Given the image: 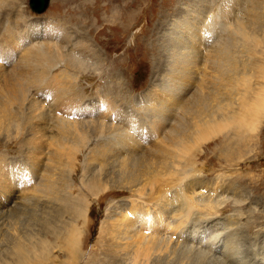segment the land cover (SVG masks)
I'll return each instance as SVG.
<instances>
[{
    "label": "rangeland",
    "instance_id": "374dc122",
    "mask_svg": "<svg viewBox=\"0 0 264 264\" xmlns=\"http://www.w3.org/2000/svg\"><path fill=\"white\" fill-rule=\"evenodd\" d=\"M19 1H15L18 2L16 5L4 4V9L0 7V42H9L5 41V48L10 51L7 54L6 49L4 51L0 48V97L6 91L3 88L10 85V71L17 67V60L25 54L20 41L13 43L14 40H9L8 36L23 30L27 38L31 34V26H34L33 29L38 28V31L48 26L49 29L57 26L60 30L64 27L62 31L70 33L68 38L72 51L70 45L66 47L64 42H57V51L70 54L75 60L77 70L75 72V69L70 68V72L77 77L74 87H78V93L71 91L73 95L71 97L69 93L72 98L70 100L60 91L61 99H57L55 95L56 98L52 96L55 88L37 91L36 87L29 85L30 92L25 93L19 103L22 113H15L17 105L12 108V117L16 123L11 129L0 125V183L9 188V194L0 191V212L12 207L9 196H13L16 190L18 194H22L18 201L24 206L21 212L7 215L0 224V264H19L14 252L17 244L36 245L42 241L48 244L49 254L51 253L43 264H133L132 257L143 247L140 245L143 240L140 232L135 234L132 225L139 220V209H144L140 213L147 208H152L151 211L156 209L157 212V207L154 206H160V203H155L154 200L163 190V184L155 185L152 193L144 190L141 198L139 191L142 185L128 184L127 175L123 176L122 173H129L130 165H133L130 164L131 158H140L139 162L153 158L148 154L157 151L163 141L145 138L143 130L132 129L127 135L120 129H115L117 133L112 130L109 133L108 129L101 133L94 127L101 122L100 119L115 128L125 129L121 125L129 120L149 126L152 120L164 116L177 120L184 118L188 132L193 134L200 122L195 120V113L192 112L204 108H197L190 102L184 111L183 108L174 107L177 110L174 109L171 113V105L165 102L169 98L158 93V90L173 83L175 80L172 79L182 77V72L186 71L179 67L180 59L191 60L192 64L186 66L191 78L178 79L183 81L178 86L187 87L190 83L191 89L184 95L185 99L184 96L179 99L178 105L186 99L189 101L191 95L198 92V95H208L211 99V104L208 102V106H204L209 109V113L217 112L216 109L220 107V112L224 114L225 111L226 115L230 111L239 114L241 105L244 104L242 102L246 99L247 103H252L261 95L262 99L259 100H263L264 0H45V7L39 12L30 7V0ZM201 16L208 20L207 25L210 23L212 28L214 26L213 32L215 35L217 32L219 39L216 37V42L208 43L202 53L193 54L190 44L197 39L180 44L178 42L190 35L179 37L178 42L176 37L178 30L198 23L197 19ZM253 23L255 26L252 28ZM27 24L31 26L24 27ZM240 24L250 34L254 32L263 49L256 48L255 53L252 48L250 52L251 43L233 35V30ZM249 24L251 28L248 27ZM200 27L202 26H197L195 30ZM197 34L200 39H206V32L203 34L200 30ZM38 39H43L46 48L50 47V43L46 44L50 40ZM186 42L188 47H185ZM31 43L29 45L33 44ZM80 44L83 50L80 49ZM220 44L229 50H226L228 53L224 57L231 53L230 59L218 58L221 55ZM218 62L223 65L221 68L219 65L215 68ZM58 69L63 70L64 66L59 65ZM68 84L72 87L71 82ZM169 89L171 88H168L170 92ZM213 91H218L216 96ZM170 94L167 95L170 97ZM218 96L221 98L217 99ZM214 98L218 100L217 104ZM205 116L208 120V113ZM87 121L92 124V133L86 134L82 141L81 124ZM62 123L72 133L64 134L65 129L60 128ZM254 129L247 132L248 140L240 144H235L237 140L233 129L226 127L219 129V132L216 129L211 139L201 142L199 149L193 150L194 165L186 182L187 192H190L188 195L190 198L193 196L191 199L196 198L197 202H213L216 210L213 215L203 217L207 213H201L202 204L200 207L196 206L198 210L195 208L193 215L188 218L185 242L181 243L183 247L176 240H171L177 249L185 248L186 253L188 252L189 257L183 259L181 264H264V112ZM76 130L77 134L80 133L81 140ZM58 131H62V134ZM73 133L75 134L72 135ZM123 134L140 139H136L137 145L133 144L129 152L121 154L111 139ZM63 135H66L65 139ZM117 138L120 139V136ZM55 143H69L76 148L72 146V155L62 158L61 163H58ZM107 144L113 150L110 149L108 157L97 153L102 145ZM230 150L232 155L228 156L226 153ZM156 158L159 156L155 154L154 159L157 160ZM137 170L138 166L132 173H137ZM95 182L98 188L90 193L87 185L91 186ZM49 184L50 188L46 187ZM144 198H153L155 205L147 206L149 200L147 202ZM75 226L80 232L78 244L68 248L66 242ZM136 228L139 229V226ZM224 235V238L221 237ZM199 243L202 244L197 245ZM225 253H228L227 257ZM151 256L147 264H161L164 260V256L159 254ZM196 256L202 259L198 260ZM177 257L167 259L166 264H178L174 263V260L177 262ZM191 257L196 261H190ZM31 259L32 261L23 264H37L38 260H33V255Z\"/></svg>",
    "mask_w": 264,
    "mask_h": 264
},
{
    "label": "bare ground",
    "instance_id": "6f19581e",
    "mask_svg": "<svg viewBox=\"0 0 264 264\" xmlns=\"http://www.w3.org/2000/svg\"><path fill=\"white\" fill-rule=\"evenodd\" d=\"M15 1L16 0H0V7L2 8V6L4 4H6V3L14 4ZM17 1H19V0H17ZM16 3L18 4V2H16ZM16 3H15V5H16ZM10 6H11V4H10ZM205 7L206 6L204 5V8ZM2 9H4V8H2ZM205 9H207V8H205ZM254 10H255V8H254ZM251 13L252 12L250 11V16H251ZM256 14H255V16H257ZM252 16H254V15H252ZM188 17H189V15H188ZM186 20H184V21H186ZM197 20H199V21H197L198 23H195L196 25L195 24H191V25L189 24V27L186 26L185 29L182 28L183 30H180V31L178 30V35L176 37L177 38L176 41L178 42V38L179 37L183 36V38H184V36L186 34L190 35L189 37L184 38L185 40H182V41L178 42L180 44L181 43L183 44V42H185V41L194 42V40L197 39L194 43L190 44V46L192 45L191 48H192L193 54L202 53L204 51L205 47L207 45H209L208 43L213 42L216 39V37L218 36L217 32H216L217 36L213 32V29H215V28L212 25V23H211V25L213 26V28L209 25L210 23L208 24L210 28H208V25L206 24L207 21H208L207 19H206L207 20L206 21L201 16V18H198ZM190 23H192V22H190ZM254 24L255 23H253L252 28H253V26H255ZM184 25H186V24H184ZM199 25H201L202 27L198 28V30H195V29H197V26H199ZM29 26H31V25L27 24L24 27L28 28ZM182 26H183V23H182ZM33 27L34 26H31V32H30L31 34L27 38H26L25 31H23V30L22 31H18V32L15 31V34H14V32L10 33V35L8 36L9 40H11V39L14 40L13 43H16L17 42L16 40H19L20 44L22 45L23 49L25 50V54L24 55L22 54L23 56L21 55L19 57V59L17 60L18 61V63H17L18 65H16L17 67H15V69H12L10 71L11 72L10 75L12 76V79L10 78L11 79L10 82H9V79H7L8 82L10 83V85L8 84L9 85V86L7 85L8 87L6 86L5 88H3L6 91L3 92L2 96L0 97V125H2L4 127H7L8 129H11L13 124L16 123V121L12 117L13 113H14L12 108L15 105H17V111L15 113L21 112L20 111L21 105L19 103L21 102V99L24 96V94L27 93V92H30V90H28V86L29 85H32V86L36 87L37 91L38 90L41 91L43 89L47 90L48 88L53 90V88H55V91L53 90L52 96L55 95L56 97H58L57 99H59L61 97L59 95L60 91H62L63 94H65V98H69L70 100L72 99L71 97L73 95V93L72 94L70 93L71 91L72 92H74V91L76 92L77 91V93H78V90H77L78 87L77 86L74 87V83L76 82L77 77L75 76V73L72 74L70 72V68L75 69V72H76V70H77L76 69V62L70 56V54H68V55L67 54H62V53L57 51V49L59 48V46L57 45V42H61V43L64 42V43H66L65 44L66 47H69V45L71 43L69 44L70 39L68 38V35L70 33L68 31H67L68 34L66 32L64 33L62 31L64 29V27H63L62 30H60L59 29L60 27L52 26L49 29L48 28L49 26H48L47 27L48 29L45 27V29H41L40 31H38V28L37 29L36 28L33 29ZM248 27H250V24H249ZM56 28H58V29H56ZM206 28H207V31H205ZM200 30L203 32V34H204V32H206V34H207L206 35V39H205V37H204V39H203V37H201V39H200L199 36H197L198 35L197 32L200 31ZM233 33H234L233 35H235L238 39L240 38V40H243V41H245L248 44L251 43L250 52L253 50L252 48H254V52L255 53L257 52L258 48L259 49H263L261 47L260 41L254 35V32H253V34H250V32H248L247 29L242 24H240L236 28V30H233ZM200 35H201V33H200ZM218 37H217V39H219ZM38 38H44V40L45 39L46 40H50L49 42H46V44L50 43V47L46 48L45 45L43 44V39L41 41ZM5 41H3L2 43L0 42L1 43L0 44V48L3 49L4 51L6 49L5 46H6V42H7V41L6 42ZM217 41H220V40H217ZM214 42H216V41H214ZM7 43H9V42H7ZM30 43L32 45H29ZM172 43H173V40H172ZM217 44H218V42H217ZM221 44H220V46L223 45V44L222 45ZM228 44H229V42H228ZM10 45H11V43H10ZM76 45H78V44H76ZM80 45H81L80 49L83 50L82 44H80ZM186 45H187V42L185 44V47H188V45L187 46ZM215 45H216V43H215ZM71 46L72 45H70L69 48L72 51V47ZM179 46H181V45H179ZM218 47H219V45H218ZM179 48H181V47H179ZM210 48H211V50H213L212 49L213 47H210ZM221 48H220V50H221L220 54L221 55L219 54L220 56L216 52L217 55L219 56L218 58L223 57V58L230 59L229 55L231 53L228 54V57L227 56L224 57V54L228 53L229 50L225 49L224 46H222ZM226 50H228V52H226ZM6 51H7V54H9V52H10L9 49H6ZM209 51L210 50H208V52ZM76 52H75V54H76ZM80 52H82V51L80 50ZM84 52H82V53H84ZM85 53L87 54V52H85ZM188 53H190V52L188 51ZM89 55H90V53H89ZM213 58H215V57H213ZM190 61H191L190 59H188V60L180 59V61H178L179 67H182V69L184 68L186 70V71L182 72V77H179L178 79L181 78L182 80H184L186 77H187L186 79H190L191 78V73H190L189 70H187V67H186L187 65L192 64V62L190 63ZM210 61H209V63L211 64L212 61L211 62ZM59 65H63L64 69L59 71V69H58ZM183 65L185 67H183ZM216 65L217 66H215V68L218 67V65H219L220 68L223 66V65L221 66L220 62L216 63ZM210 67H212V66L210 65ZM213 68H214V66H213ZM215 71H216V69H215ZM179 73H181V72H179ZM217 73H219V72H217ZM223 75H221V77H223ZM224 76H226V75H224ZM217 77H218V75H217ZM7 78H9V77H7ZM205 78H206V76H205ZM178 79H172V80H175V81H173V83H171V84L165 85L162 89L158 90V93H162V94L165 95V97L169 98V101H165V102H169V104L171 105V108L170 109L168 108L169 111H171V113L173 111L177 110L174 107L179 108V109L183 108V111H184L185 106L187 104H189L190 102L191 103L193 102L194 103L193 106H195V107L197 106V108H200V107L204 108L203 110L200 109V110H197L196 112L195 111L192 112V113H195V120L198 119L199 120L198 122H200V124L197 126V130H195V132L193 131L194 132L193 134H190L188 132L187 125H186L187 123L184 122L185 121V120H183L184 118H182V120H177V119H169L168 117H164V116L162 118H160V119H156L155 121L152 120V123L149 124V126L142 124V122L139 123L138 121H135V120H129V121H127V123H125V125H121V126L125 127V129H123L122 127L115 128V126H112L111 124L108 125L107 122L104 123L105 121L102 122L103 119H100L99 121H101V122L97 123L96 127H94V129L96 128L97 131L101 132V133L104 132L103 131L104 129H106V130L108 129L109 133H110V130H112L113 132H116L115 129L116 130L120 129V130H124L127 135H128L129 132H131L132 129H133V131L134 130H136V131L143 130L144 131L143 135H145L144 136L145 138H149L151 141L152 140H156V139H160L161 141H163V143L160 144V148L157 151H155V152L152 151L153 153H149L148 154V155L153 156V158H146L144 162H139L141 160L140 158H137V159L136 158H131V163L130 164H133V165H130L131 169H130L129 173H126L124 171H123L124 174L122 173L123 176L127 175L126 179L128 180V184H130V185H134V184L142 185V187H141V189L139 191L140 195H141V198L143 196V191L144 190H148L149 193H152L155 185L158 184V186H160L159 183H161V185L163 184V190H161L159 192V196L156 198V200H154L153 198L152 199L144 198V200H146V201L149 200V202L147 201L148 202L147 206L155 205L154 201H155V203H157V202L160 203V206H159V204H157V206H154V208L157 207V212L155 211L156 209H153V211H155V212H153V211H151L152 208H150L149 210L147 208L146 211L140 213L141 209H139L138 212H139L140 216L137 217L139 220L134 222V224L132 225L133 229H135L134 230L135 234H136V232H140V234H141L140 236H141V238L143 240V242L141 241V244H140V245H143V247H141L134 254V256L132 257L133 258V264H142L144 262H146L145 264H147V262L149 263V261L151 260L150 259L151 254H154V255L159 254V256L161 255V257L164 256L163 257L164 260H163V262H161V264H166L167 261H168L167 259H170L172 256H178L176 258L177 262H175V260H174V263L181 264L183 259L186 260V257L188 256V254H187L188 252L186 253V251L184 250L185 248H180V250H179V248L177 249L176 248L177 246L172 245V243H171L172 241L171 240L174 239L177 242H179L180 243V245H179L180 247L182 246L181 243L185 242V230H186V227H187L186 225H187V222H188V218H189V216H191V214L193 215V211L196 208V206L200 207V205L202 204L201 205L202 206V208H201L202 210L199 208L202 211L201 213H207V215H205L203 217H207V216L213 215V213H215V210H216V206H215L216 204H214L213 202L204 203V201H202V200H199V202H197V201H195L196 198L195 199L194 198L191 199L193 196L190 198L189 195H188L189 191L187 192V186H186L187 184H186V182L188 181V178L190 177L189 175L191 174V172H189V171L194 165V163L192 162L193 161L192 160L193 150L194 149L198 150L201 142H205V141H208L209 139H211L213 137V134L216 132V129H217V132H219V129H222V128L224 129L226 127H229L230 129H233V131L235 133V137L234 138H236V140H237L235 142V144H240V143L248 140L247 132L249 133V131L251 129H254L256 127V124H257L258 120L260 119L261 114L264 112V99L263 100H259V99H262L261 95L257 96V98L252 103L251 102L247 103V101H246L247 99L245 101H243L242 103H244V104L241 105V111L239 112V114H235L234 112L232 113L230 111L231 113L229 112L228 114L225 115V111H224V114L222 112H220V110H222V108H220V107H218L219 109H216V110H218L217 112L209 113L208 112L209 109L207 110V108L204 107V106H208V102L210 103L211 99L209 98L208 95H206L208 97L202 96L201 94L198 95V92L195 93V95H193V96L191 95V97L189 96L190 97L189 101H188V99H186L187 102L185 100L184 102L180 103V105H178L179 99L182 98L191 89L190 88L191 87L190 83H189V86H187V87H185L186 85L185 86L183 85L184 87H179L178 84L181 85V83H180L181 80H178ZM215 81H216V79H215ZM69 82H71L72 87L69 86V84H68ZM181 82H183V81H181ZM203 82H205V81H203ZM6 83H7V81H6ZM184 83H187V82H184ZM230 83H231V81H230ZM210 86H212V85H210ZM168 88H171V90L169 89L170 92L168 91ZM197 90H199V89L197 88ZM217 92H214L213 95L216 96ZM69 93L71 94V97L69 96L70 95ZM190 93L192 94V92H190ZM167 94H170L171 96L169 97ZM55 96H54V98H56ZM221 96H222V94H221ZM215 98H214V100H215ZM219 98H221V97L218 96L217 99H219ZM184 99H185V96H184ZM223 99H225V98H223ZM73 100H74V98H73ZM105 101H107V100H105ZM217 102H218V100L215 103L217 104ZM31 106H33V103H32ZM18 107H19V109H18ZM190 107H192V106H190ZM226 108L228 109V107H226ZM107 109L109 110L108 106H107ZM164 110H166V109H164ZM212 110H213V108L211 109V111ZM186 113H187V111H186ZM205 113H208V115H209L208 116V120H207V118L205 116ZM220 113H222V116L220 115ZM155 117H156V115H155ZM63 122H65V121H63ZM67 123H69V121H67ZM90 123L87 121V122H85V124H81L82 125L81 127H83V133H81V134L79 132L78 133L82 137L79 136V134H77V130H76V134L79 136V140L83 139L84 137L86 138V136L88 135L89 132L92 133V131H91V125L92 124L90 125ZM111 123H113V122L111 121ZM115 125H117V124H115ZM70 127H72V126H70ZM81 127H79V128H81ZM60 128H61V130L65 129L64 134H70V132H71L70 128H67V125H65L64 123L60 124ZM74 129H76V128H74ZM58 132L60 133L62 131H58ZM132 133H134V132H132ZM60 134H62V133H60ZM74 134L75 133H73L72 135H74ZM115 135H118V134H115ZM115 135H113V136H115ZM63 136H64L63 139H65L66 135H63ZM70 136L71 135H69V138H70ZM119 136H120V139L117 138ZM119 136H116V137L112 138L111 140L114 142L115 146L119 149V151H121L120 152L121 154H122V152L123 153L129 152L133 148L132 147L133 144L137 145V143H136L137 140L136 139H140V138H137V137L135 139L134 136H133V138H134V140H133L132 136H125L124 134L123 135H119ZM135 136H136V133H135ZM80 137H81V139H80ZM67 138H68V136H67ZM61 139L62 138H60V140ZM84 139L82 141H84ZM76 142H78V140ZM109 142H110V140H109ZM228 145H230V144H228ZM72 146H70L69 143L67 145L66 144H61V143H57L56 144V146H55L56 154L55 155L59 159L58 163H61L60 161L63 160L62 158H65V157L69 158L72 155L73 148H76V146H73V148H72ZM157 146H158V143H157ZM110 149L112 150V147H110L109 144H107L106 146L102 145L100 147V149L97 150L98 151L97 153H100L103 156H107V154L109 152H111ZM231 151L232 150H230V152L226 153V154L228 156L232 155ZM155 154L159 156L158 159L156 158L157 160L154 159V155ZM187 160H188V164H187ZM65 163L63 162V164H65ZM69 163H71V162H69ZM67 165H69V164H67ZM71 166H69V167H71ZM137 166H138L137 173L136 172L132 173L137 168ZM187 167H188V169H187ZM1 175L5 176V173L4 174L2 173ZM34 178H35V176L33 177V179ZM52 180L54 181L53 178H52ZM30 183H32V181ZM31 186L33 187L34 184L31 185ZM50 186H51V184L46 185V187H48V188H50ZM87 186H88L87 187L88 188L87 191H89V192L90 191L95 192L96 188H98L97 185H96V182L93 185H91V186H90V184L87 185ZM189 186H190V184H189ZM34 188H33V190H34ZM8 189L9 188H7V186H5V185L0 183V191H3L4 193L9 194V190ZM17 191L18 190H16V193H14L13 196L12 195L9 196L10 197V201L9 202L12 204V207L8 211H1L0 212V224L3 222V220L5 219V217L7 215L18 214L19 212L22 211L24 206H23L22 203H20L18 201V199L21 198L22 194H18ZM191 193H193V192H191ZM150 195H152V194H150ZM144 200H142V201H144ZM200 201H202V202H200ZM144 203H146V202L144 201ZM7 206H9V205H7ZM196 209L198 210V208H196ZM137 210H138V208H137ZM142 210H144V209H142ZM81 214H83V213H81ZM189 225H191V224H189ZM0 226H2V225H0ZM136 226H139V229L136 228ZM194 235H196V234H194ZM215 236L218 237V235H215ZM225 236L226 235L221 236V237L224 238ZM79 237H80V232H79L78 228L75 226L72 229L71 233L69 234V239L66 242L67 247L69 248V247L74 246L75 244H78L77 240H78ZM226 238H228V237H226ZM217 241H219V240L217 239ZM221 241H224V240H221ZM200 244H202V243H199L197 245H200ZM47 246H48V244H46V242H44V241H42V242H40L39 244H36V245L35 244L34 245L19 244V246H18V244H17V246L14 249L15 256H16V261L19 264H23L26 261H32L31 257L33 255V260H34V258H35V261L38 260V261H36L37 264H43L46 260H48L47 258L51 254V253L49 254L50 250L48 249ZM227 246H229V245H227ZM226 250H227V248H226ZM226 250H225V252H226ZM214 251H215V249H214ZM228 251H229V249H228ZM212 255H214V253ZM225 255H226V253H225ZM227 255H228V253H227ZM227 255L225 257H227ZM151 258H152V256H151ZM174 258H172V259H174ZM196 258L199 260L201 257L200 256H196ZM231 258H233V257H231ZM230 260L232 261V259H230ZM233 260H235V259H233ZM190 261L195 262L196 260H195V258L191 257ZM226 261H227V259H226ZM154 263H155V261H154ZM172 263H173V260H172ZM198 264H199V262H198Z\"/></svg>",
    "mask_w": 264,
    "mask_h": 264
},
{
    "label": "water",
    "instance_id": "95a60500",
    "mask_svg": "<svg viewBox=\"0 0 264 264\" xmlns=\"http://www.w3.org/2000/svg\"><path fill=\"white\" fill-rule=\"evenodd\" d=\"M29 4L34 11L39 12L45 7V0H30Z\"/></svg>",
    "mask_w": 264,
    "mask_h": 264
}]
</instances>
